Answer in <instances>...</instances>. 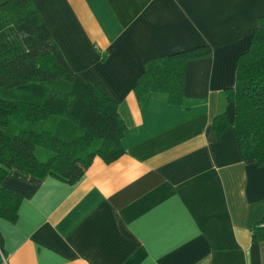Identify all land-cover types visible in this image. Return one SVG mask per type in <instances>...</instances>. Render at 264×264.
Instances as JSON below:
<instances>
[{
  "label": "crops",
  "instance_id": "1",
  "mask_svg": "<svg viewBox=\"0 0 264 264\" xmlns=\"http://www.w3.org/2000/svg\"><path fill=\"white\" fill-rule=\"evenodd\" d=\"M68 67L117 103L125 152L94 157L65 184L10 170L22 200L0 218L2 264H264L251 229L264 214V165L243 162L213 118L233 85L264 0H31ZM206 44L184 64L182 101L132 85L146 61Z\"/></svg>",
  "mask_w": 264,
  "mask_h": 264
},
{
  "label": "trees",
  "instance_id": "2",
  "mask_svg": "<svg viewBox=\"0 0 264 264\" xmlns=\"http://www.w3.org/2000/svg\"><path fill=\"white\" fill-rule=\"evenodd\" d=\"M210 53L203 44L146 61L132 85L138 104L161 93L180 105L185 62ZM223 93L211 124L215 135L231 126L243 162L264 165V14L236 55L233 85ZM125 130L116 101L68 67L31 0H0V218L14 223L22 200L2 187L10 170L74 184L94 157L110 163L125 152ZM251 240L264 244V214Z\"/></svg>",
  "mask_w": 264,
  "mask_h": 264
}]
</instances>
